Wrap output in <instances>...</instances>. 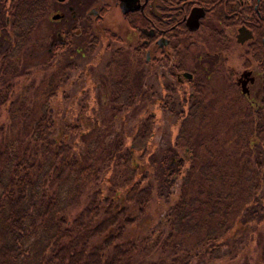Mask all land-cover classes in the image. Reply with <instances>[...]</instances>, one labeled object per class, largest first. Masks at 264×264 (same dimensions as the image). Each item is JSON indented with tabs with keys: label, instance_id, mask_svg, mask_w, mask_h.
Here are the masks:
<instances>
[{
	"label": "trees",
	"instance_id": "trees-1",
	"mask_svg": "<svg viewBox=\"0 0 264 264\" xmlns=\"http://www.w3.org/2000/svg\"><path fill=\"white\" fill-rule=\"evenodd\" d=\"M41 13L35 0L13 1L8 48L0 52V264H190L201 252L212 260L230 256L223 264H264V187L254 147L264 119V44L254 104L236 91L206 103L210 84H196L189 102L180 92L172 142L151 143L149 115L130 129L131 147L121 131L106 142L98 133L80 152L49 109L70 64L18 63ZM121 52H111L103 85L110 119L123 121L143 91ZM176 181L163 233L146 216ZM240 232L243 248L233 251Z\"/></svg>",
	"mask_w": 264,
	"mask_h": 264
},
{
	"label": "flooded vegetation",
	"instance_id": "flooded-vegetation-1",
	"mask_svg": "<svg viewBox=\"0 0 264 264\" xmlns=\"http://www.w3.org/2000/svg\"><path fill=\"white\" fill-rule=\"evenodd\" d=\"M13 1L0 0V33L7 36L11 26L7 11ZM35 1L42 12L38 21L48 18L50 23L60 24L55 30L56 41H51L50 47L67 46L71 39L85 34L90 35L94 44L100 40L110 46H122L139 63L136 65L141 87L147 85V80H154L162 101L173 95L178 100L180 92H186L190 101L196 90L194 86L216 80L220 68H224V87H219L211 100L234 91L242 95L243 81L247 95L242 96L249 103L254 104L249 87L257 84L256 96L260 95V68L256 58L258 43L264 44L262 0ZM239 29L250 35L242 44L235 40ZM235 49L241 61L233 69L227 63ZM247 72L250 74L241 78ZM147 92L150 91L145 88L144 93ZM208 99L205 97L203 101L208 103ZM162 104L156 105L157 111ZM188 106L187 102L182 109L187 111Z\"/></svg>",
	"mask_w": 264,
	"mask_h": 264
},
{
	"label": "rangeland",
	"instance_id": "rangeland-1",
	"mask_svg": "<svg viewBox=\"0 0 264 264\" xmlns=\"http://www.w3.org/2000/svg\"><path fill=\"white\" fill-rule=\"evenodd\" d=\"M59 25L57 23H50L48 18H42V20L36 21L31 33V41L34 43L29 44L27 48L21 51L18 57V63L23 66H32L31 68H35L37 65L48 64L52 60H58L60 65L70 64L72 67V69L65 72L67 78L66 83L62 86V94L60 93L55 96V100L49 103L52 116L55 113L58 114L57 123L60 124V121H63V124L67 125L65 129L67 134L66 138L72 141V145L77 146L79 151L83 152L89 140L96 137L98 133V140L104 138L106 142L117 132L121 131L123 132L124 143L131 147L130 143H126V139L129 141L130 129L132 130L143 118L149 115H152L151 117L153 119L151 143L157 146L160 142H164L165 144H168V140L172 142L176 136L179 124L177 114L180 112V108L178 107L176 95L170 96L157 111V107L150 104V102L154 103L155 100H159L161 96L155 81L147 80V85L144 86L143 84L141 87L139 66L136 65L139 63L130 58L129 53H127L128 51L122 50V46H110L106 41L101 42L100 40H97L96 44H94V41L90 43L92 38L89 37L90 35L85 34L79 38L71 39L65 53V45L62 46V49H59L58 46L57 48L50 47V42L56 41L55 30ZM8 38L9 36L5 32L0 33V52L8 48ZM90 44H92L91 48ZM116 50H122L121 54L123 53L125 58L127 60L129 59V65L134 67L132 71L136 82H138L139 91H143V96L140 95L138 99L136 97L140 101V104L133 112L127 110L126 113H123V121L115 117L110 119L111 113L108 104L110 96L109 87H104L103 85L106 77L104 67L110 58L111 52ZM240 61L239 51L235 49L231 57L229 56L227 64L235 69L238 68L237 65H239ZM219 71L220 76L210 83L209 90H203L205 91L204 96L209 98L208 100L215 97L219 87H224L222 80L224 68H220ZM145 88L146 91H150L149 93L147 92L148 96L144 93ZM256 93H258L257 84L249 87V97L252 101H257L258 96H256ZM28 97H31V92L27 94ZM31 101L33 102V98L30 99L29 104ZM33 109V113H37V109L34 107ZM261 124L263 129L254 147L258 155V161L262 164L258 177L261 179V187H264V119H261ZM90 126H92L91 131L84 130L79 133L78 128L83 129ZM53 130V134H56L58 127H54ZM194 138L196 140L193 141L192 148L195 147L197 142V134ZM183 156L187 157V154H183ZM177 185L178 181L175 183V188H170L168 191L165 190L162 197L153 205L154 211L152 210L146 216V219L152 217L155 230H160L163 233L167 231L163 223V217L168 212L169 207L176 202ZM262 197L264 201V194H262ZM241 233L238 235L239 240H236L233 251L243 248L244 242L241 241ZM234 239H236V234ZM223 251L224 249L221 248L220 252ZM201 254L203 255L200 256ZM240 257L237 256L236 258ZM228 260H230V256L224 259L212 260L208 254L201 252L196 253L189 262L190 264H223V261ZM235 264H243V262L241 260Z\"/></svg>",
	"mask_w": 264,
	"mask_h": 264
},
{
	"label": "water",
	"instance_id": "water-1",
	"mask_svg": "<svg viewBox=\"0 0 264 264\" xmlns=\"http://www.w3.org/2000/svg\"><path fill=\"white\" fill-rule=\"evenodd\" d=\"M249 38H250V35H249V33L245 29H239V31H238V33L236 35L235 40H236L237 43L242 44L243 42L247 41ZM249 74H250L249 72L244 73L241 78H245ZM252 81H253V79L250 78L249 79V82L252 83ZM242 84L243 85L241 86L240 92H241L242 95H247V90L245 88L246 81H243Z\"/></svg>",
	"mask_w": 264,
	"mask_h": 264
}]
</instances>
